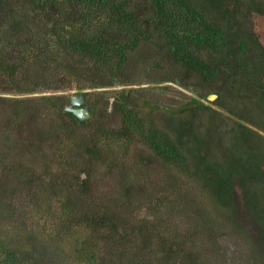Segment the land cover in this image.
I'll return each mask as SVG.
<instances>
[{
	"label": "trees",
	"instance_id": "trees-1",
	"mask_svg": "<svg viewBox=\"0 0 264 264\" xmlns=\"http://www.w3.org/2000/svg\"><path fill=\"white\" fill-rule=\"evenodd\" d=\"M254 15L264 16V0H0V172L16 180L0 183V264H208L166 221L176 197L191 200L184 214L202 215L194 220L213 239L224 230L244 247L228 264L264 260V45ZM143 82L190 94L159 108ZM98 88L119 126L98 120L88 92ZM84 90L90 116L79 121L65 106ZM132 144L147 147L145 164L157 160L167 183L153 221L129 218L131 187L103 197L92 183L96 168L123 166ZM22 181L29 199L13 218L6 198Z\"/></svg>",
	"mask_w": 264,
	"mask_h": 264
},
{
	"label": "rangeland",
	"instance_id": "rangeland-1",
	"mask_svg": "<svg viewBox=\"0 0 264 264\" xmlns=\"http://www.w3.org/2000/svg\"><path fill=\"white\" fill-rule=\"evenodd\" d=\"M253 23V29L264 45V16L254 15ZM144 79L146 78H143L142 80ZM141 87L143 88L140 89H146L145 95L147 97L154 99L156 102H158V104H160L158 106L159 108H165L170 104H177L180 101H184L186 99V96L190 94L189 91L168 83L149 87V84L143 82L141 84ZM116 88L119 89L122 87L117 86ZM135 89L139 90V88ZM135 89L131 92L133 97H136V94L138 93L135 92ZM95 90L97 91L101 89H88V92L91 94V98L95 102H98L97 113L98 115H100L98 120L104 123V128L119 126L120 117L118 116V113L111 110L109 107L105 109L106 105L104 104V102L106 96L97 94ZM124 90L127 92L126 89ZM113 99V97H110V103ZM132 99L133 101H135L134 99L136 98ZM136 103H140V100H136ZM101 108L105 109L103 113L101 111ZM156 112L158 114L163 113L162 109H157ZM148 155H150V153L146 146L142 144H132L128 148L126 156L121 157L120 160H116L117 162H124L123 166H120L118 164H112L111 166H108L107 164L105 166H102L101 168H96L94 171L95 174L92 176L93 186L95 187L96 191L99 192L103 197L116 195L119 196L120 193L118 192H125V190L123 189H125L126 187H131L132 193L134 192L135 194V196H133V199L131 200L132 203L129 207V211L131 212L129 218L132 221L141 220L143 218L146 219L147 217H149L148 220L153 221L154 217L152 216L156 217V215L154 214V211L156 209L151 208V204H157L158 200L156 201V199H158V197L162 198L164 194L162 193V188L165 190L167 186V183L164 181L165 176L163 174V171L160 173L161 166L159 165V162L152 159L149 165L145 164V160ZM52 170H54V167H52ZM0 177V183L2 182L4 184L3 187L5 189L11 188L13 186L12 183H16V180L12 175H3L0 172ZM148 184H154L155 186H151ZM156 189H158L159 192H157ZM25 192H27V189L25 183H23L22 181L21 183H18L16 185L13 192L11 194H8L6 198L11 200L12 209H15V215L13 216V218L23 216V204L27 201L26 199H29V196H26ZM235 193V199L238 200V217L245 224L250 236L254 238L257 235V232L253 227L249 214L244 210L243 205L239 203V201L241 202V199L238 188ZM149 194L154 195V198L150 199L148 197ZM143 195L145 198L143 197ZM188 201L191 202V200L189 199H178L176 197V199H174L173 206H175L177 209H174L172 211L171 208H165L166 211L167 209L171 210L170 214L167 212L170 217V219L166 218L167 223L173 227H176V231L182 234L181 239L186 246L188 245L189 247L196 248L197 257L201 261L208 264H214L216 262L221 264H228L230 262H233L232 260H230V256L236 255L235 251L241 245L235 244V240L230 237V235L232 234L228 233L227 231L225 232L224 230H221L222 232H219L221 233V236H219L217 240H215L210 234L206 233L208 230H206L205 232L201 230V223L197 220H194V218H200L202 217V215H199L196 210L190 211V209L189 211H187L188 214H184V207L190 205L187 204ZM181 204L185 205L179 207L181 206ZM203 204L207 206L205 203ZM194 205H197V203H195ZM207 207L209 209L210 205H208ZM189 208L192 209V207ZM213 209L217 211L218 207L214 206ZM256 246H258L259 249L262 248V246ZM241 251L242 256L245 257V249L243 246H241ZM261 251L263 253L264 249L262 248ZM235 262L236 264H264L263 258L257 261H248L240 257L235 260Z\"/></svg>",
	"mask_w": 264,
	"mask_h": 264
},
{
	"label": "water",
	"instance_id": "water-1",
	"mask_svg": "<svg viewBox=\"0 0 264 264\" xmlns=\"http://www.w3.org/2000/svg\"><path fill=\"white\" fill-rule=\"evenodd\" d=\"M84 90L80 93H73L69 97L68 104L65 106V109L72 113L79 121H85L89 118L90 112L88 110V106L85 99V92ZM125 94L127 92L125 91ZM216 98V94H209L208 100H213Z\"/></svg>",
	"mask_w": 264,
	"mask_h": 264
},
{
	"label": "flooded vegetation",
	"instance_id": "flooded-vegetation-1",
	"mask_svg": "<svg viewBox=\"0 0 264 264\" xmlns=\"http://www.w3.org/2000/svg\"><path fill=\"white\" fill-rule=\"evenodd\" d=\"M87 103V102H86Z\"/></svg>",
	"mask_w": 264,
	"mask_h": 264
}]
</instances>
